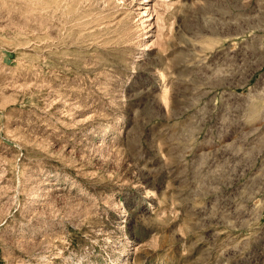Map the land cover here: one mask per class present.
<instances>
[{"label": "rangeland", "instance_id": "rangeland-1", "mask_svg": "<svg viewBox=\"0 0 264 264\" xmlns=\"http://www.w3.org/2000/svg\"><path fill=\"white\" fill-rule=\"evenodd\" d=\"M0 264H264V0H0Z\"/></svg>", "mask_w": 264, "mask_h": 264}]
</instances>
